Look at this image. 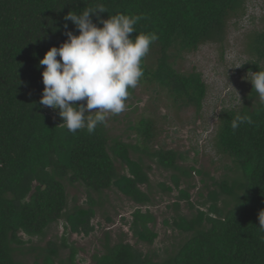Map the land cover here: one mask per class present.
I'll use <instances>...</instances> for the list:
<instances>
[{
	"label": "trees",
	"instance_id": "16d2710c",
	"mask_svg": "<svg viewBox=\"0 0 264 264\" xmlns=\"http://www.w3.org/2000/svg\"><path fill=\"white\" fill-rule=\"evenodd\" d=\"M98 4L107 10L99 13L103 19L116 13L144 16L133 37L155 32L158 40L142 60L144 75L138 84L159 86L176 107L198 115L208 87L200 73L178 71V61L204 45L222 46L229 21L246 14V0H0V264H25L22 259L29 257L32 264H77L81 249L68 237L88 238L97 232L102 225L97 228L94 221L99 211L105 212L106 193L112 191L135 205L129 227L136 246L125 240L113 245L106 234L93 264H264V230L258 219L264 210V104L254 88L240 108L224 110L219 118L214 145L233 167L219 180L181 167L179 162L187 158L178 152L150 149L152 121L130 129L138 135L136 144H130L110 138L103 125L92 134L86 129L73 134L61 125L58 109L40 105L44 66L39 61L67 39V31L79 34L64 17ZM92 19L98 23L97 14ZM248 53L251 61L243 72L264 70V30L250 36ZM151 54L156 56L154 67L147 64ZM237 115H248L253 123L234 131L231 123ZM148 161L172 173V187L160 184L161 193L179 191L169 207L174 216L165 226L188 236L165 257L138 248H153L160 237L158 218L150 210L156 193ZM194 174L210 182L202 180L208 195L200 193L196 205L190 194L197 188ZM76 187L86 192L84 205L77 198L71 201L69 189ZM183 202L192 216L183 214ZM105 218L113 223L108 214ZM59 224L65 229L61 243L47 242L49 231Z\"/></svg>",
	"mask_w": 264,
	"mask_h": 264
},
{
	"label": "rangeland",
	"instance_id": "374dc122",
	"mask_svg": "<svg viewBox=\"0 0 264 264\" xmlns=\"http://www.w3.org/2000/svg\"><path fill=\"white\" fill-rule=\"evenodd\" d=\"M246 14L241 19H233L228 23L227 40L220 45L207 44L197 52L186 54L178 61L176 69L183 74L192 72L200 73L208 87L205 108L202 114H196L194 109H179L174 104L167 91L157 85L148 83L138 84L132 95L126 101V110L121 114L109 116L107 131L110 138H121L124 142L136 144L138 135L130 129L142 121H152L154 127V140L149 147L153 150L175 151L187 158L180 161L179 165L185 168H195L198 171L210 174L217 180L229 174L228 168H233L231 161L218 154L214 138L220 124L219 118L224 110L240 108L244 98L253 88L252 74L243 72V67L251 61L248 53L250 36L264 30V0H246ZM151 57V59H150ZM148 66L154 67L156 56L150 55ZM240 66V67H239ZM241 97V98H240ZM134 156V159H137ZM153 168L150 179L156 193L154 207L151 212L158 218L156 232L159 240L153 248L139 246L145 253L157 252L165 257V252H176L188 236L165 226V221L174 216L169 207L177 201L179 191L170 196L158 190L160 184L172 187L171 172L160 168L157 164L150 163ZM231 175V174H230ZM233 176V174H232ZM195 190L190 192L193 204L201 202L199 194L205 192L202 178L193 175ZM210 183L208 179H205ZM184 185L186 190L188 186ZM147 191L146 188H143ZM71 201L77 198L80 205L87 199L85 190L76 187L69 189ZM107 202L104 211L112 219L108 223L105 212L99 211L94 225L99 227L97 232L90 237L69 236L70 244L81 249L77 264H93V257L103 251L106 243V234H110L112 243L121 240L136 246V241L131 234L129 223L135 212V205L116 191L107 192ZM146 211V209H143ZM182 212L192 216L186 202L182 203ZM65 235L63 224L55 225L48 233V241L59 240L61 243ZM38 241L35 244L38 245ZM45 247V245H43ZM67 256L68 252H64ZM25 264H32V258L22 259Z\"/></svg>",
	"mask_w": 264,
	"mask_h": 264
},
{
	"label": "clouds",
	"instance_id": "9594fccd",
	"mask_svg": "<svg viewBox=\"0 0 264 264\" xmlns=\"http://www.w3.org/2000/svg\"><path fill=\"white\" fill-rule=\"evenodd\" d=\"M106 11L102 4L79 14L70 11L64 19L71 21L79 34L67 31V39L59 47H51L39 61L44 66L39 103L58 109L61 125L73 134L83 129L92 134L98 125L107 126L109 116L126 110L130 90L144 75L142 60L158 40L155 32L133 37L143 15L116 13L101 18L99 13ZM93 14H97L102 27L93 22ZM250 81L264 104V70L252 73ZM243 123L251 125L253 120L248 115H237L231 127L235 131ZM258 219L259 228L264 230V210Z\"/></svg>",
	"mask_w": 264,
	"mask_h": 264
}]
</instances>
